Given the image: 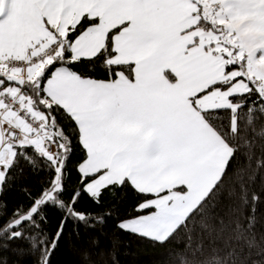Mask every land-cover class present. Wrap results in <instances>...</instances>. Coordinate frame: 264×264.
Instances as JSON below:
<instances>
[{
  "label": "snow or ice",
  "instance_id": "1",
  "mask_svg": "<svg viewBox=\"0 0 264 264\" xmlns=\"http://www.w3.org/2000/svg\"><path fill=\"white\" fill-rule=\"evenodd\" d=\"M262 205L264 0H0V264L108 218L166 264H264Z\"/></svg>",
  "mask_w": 264,
  "mask_h": 264
},
{
  "label": "trees",
  "instance_id": "2",
  "mask_svg": "<svg viewBox=\"0 0 264 264\" xmlns=\"http://www.w3.org/2000/svg\"><path fill=\"white\" fill-rule=\"evenodd\" d=\"M82 154L77 150L73 157L72 162L75 163ZM41 176H30L24 183L36 186L37 181ZM77 174L73 171L70 177V183H75ZM6 199L12 205L23 199L21 193L12 191L6 194ZM103 201L107 204L108 208L114 210V217H124L137 202V196L131 191H119L114 195L104 194ZM81 206L84 208H91L96 210V206L91 204L88 200H83ZM260 212H264V205L260 207ZM49 218L51 230L55 231L59 220V213L54 210H49ZM116 219L108 218L103 227V235L100 231L85 232L81 229V237L75 240L76 248L72 249L62 244L60 249L52 257L53 264H80L79 255L76 249L89 248V239L91 237H99V246L91 248L92 260L95 264H166L165 250L153 246L146 240L137 238L134 235L119 232L116 227ZM68 228L71 229L72 225L69 224ZM113 240H118L119 243L115 245V260L112 259L110 253L113 250ZM15 260L16 257H11ZM20 264H30L29 258L20 260Z\"/></svg>",
  "mask_w": 264,
  "mask_h": 264
}]
</instances>
